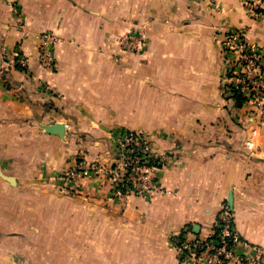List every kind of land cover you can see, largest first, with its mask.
Listing matches in <instances>:
<instances>
[{"label":"crops","instance_id":"crops-1","mask_svg":"<svg viewBox=\"0 0 264 264\" xmlns=\"http://www.w3.org/2000/svg\"><path fill=\"white\" fill-rule=\"evenodd\" d=\"M141 28L144 48L121 51L118 39ZM233 30L264 54V11L253 17L241 0H0V264L69 260L56 249L67 225L89 227L81 262L189 264L170 238L207 237L229 196L240 239L264 249V121L250 152L255 125L225 95L222 40ZM45 32L58 39L53 70L38 61ZM14 51L25 71L5 63ZM55 125L63 136L46 131ZM128 130L166 155V194L115 200L103 177L70 202L51 190L78 157L113 165Z\"/></svg>","mask_w":264,"mask_h":264},{"label":"built area","instance_id":"built-area-1","mask_svg":"<svg viewBox=\"0 0 264 264\" xmlns=\"http://www.w3.org/2000/svg\"><path fill=\"white\" fill-rule=\"evenodd\" d=\"M241 2L253 17L262 15L264 0ZM138 37L140 43L146 41L144 31H139ZM37 42L40 66L53 70L57 37L52 32H45L38 36ZM222 49L226 56L228 79L225 95L232 102H235V95H239L243 105L248 108V114L255 120V126L245 141L246 149L252 152L257 129L264 121V54L257 46L251 45L240 30L225 34ZM5 63L20 71L27 68L26 58L18 51L7 56ZM115 157V165L110 167L90 164L84 158H77L72 166L56 176L59 181L58 190L78 195L85 179L103 177L111 183V198L115 200L128 196L152 199L166 194L159 177L160 170L166 165V155L154 153L141 133L123 131L115 148ZM170 240L181 263L264 264V249L250 246L240 239L228 203L221 206L207 237L194 236L189 229H183Z\"/></svg>","mask_w":264,"mask_h":264},{"label":"rangeland","instance_id":"rangeland-1","mask_svg":"<svg viewBox=\"0 0 264 264\" xmlns=\"http://www.w3.org/2000/svg\"><path fill=\"white\" fill-rule=\"evenodd\" d=\"M18 14H20V13H18ZM22 20H23V16H22ZM139 31H143V29L139 30ZM139 31L135 30V31H131V32H128V33L122 35L117 41L118 48L121 49V51L129 50V51L136 52V53L138 51L142 50L144 48V46L146 45L148 38L146 37V41L140 43L139 37H138ZM223 40H224V37H223ZM223 40H222V47H223ZM223 54H224V51H223ZM224 56H225V54H224ZM225 91H226V87H225ZM234 104H235V102H234ZM242 106L246 109V114L249 117H251L252 124L255 125L254 118L250 114H248V108L245 107L243 105V103H242ZM261 126H262V124H261ZM116 159L117 158L114 157V164L113 165H115ZM104 166H106V165H104ZM110 166H112V165H108L106 167H110ZM51 190L53 192L57 193L58 195L61 194V192L56 187H51ZM62 193H63V194H61L62 197L65 196V197H67V200L69 199L68 202H70L71 198L78 196V195L67 194L65 192H62ZM37 204L42 205L41 199H40V202ZM67 206H69L68 203H67ZM66 216H68V221H71V222L73 221L74 214H69ZM50 217L52 218V215H50V214H43V213L36 214V220L39 223L49 222ZM60 220H62V219L60 218ZM87 222L89 223L90 221H87ZM80 232H81V238L79 236ZM99 236H100V239L103 237V236H101V231L99 233ZM104 236H105V234H104ZM90 237L91 236H90L89 227L88 228L84 227V229H81V231H80V229L75 230L74 227L67 225L66 237H65V243L66 244H65V246H57L56 249H57V251H59V249H60L61 252H64L66 255H68L69 260L63 261V262H52L51 264H92L90 261H87V260L82 261V262L78 261V254L82 253L84 255L83 256L84 258L86 257L85 254H87V257L90 254V249H91V246H90L91 238ZM99 248H100V253H101V249H105V247H102L101 245ZM119 250H121V247L119 248ZM121 253H122L121 251L115 252V254H121ZM21 264H25V263H21ZM30 264H45V263L40 262V261H34V262H31ZM99 264H106V263L99 262ZM114 264H124V263L123 262H114Z\"/></svg>","mask_w":264,"mask_h":264},{"label":"water","instance_id":"water-1","mask_svg":"<svg viewBox=\"0 0 264 264\" xmlns=\"http://www.w3.org/2000/svg\"><path fill=\"white\" fill-rule=\"evenodd\" d=\"M46 131L49 134H56L59 136H63V134H64V129H63L62 125H55V126L51 127V129H46ZM228 204H229L230 208L232 209V198H231V196H229V198H228Z\"/></svg>","mask_w":264,"mask_h":264},{"label":"trees","instance_id":"trees-1","mask_svg":"<svg viewBox=\"0 0 264 264\" xmlns=\"http://www.w3.org/2000/svg\"><path fill=\"white\" fill-rule=\"evenodd\" d=\"M243 103V99L239 96V95H235V105L237 107L242 106Z\"/></svg>","mask_w":264,"mask_h":264}]
</instances>
